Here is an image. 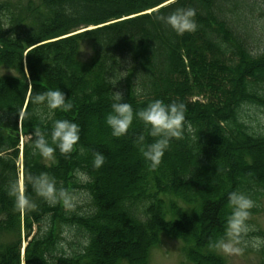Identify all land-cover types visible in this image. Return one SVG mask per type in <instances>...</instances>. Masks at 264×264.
<instances>
[{"label":"trees","instance_id":"obj_1","mask_svg":"<svg viewBox=\"0 0 264 264\" xmlns=\"http://www.w3.org/2000/svg\"><path fill=\"white\" fill-rule=\"evenodd\" d=\"M177 8L195 10V31L163 23ZM0 67L11 72L0 76V264H150L162 235L182 244L187 264H225L214 245L228 194L249 197V215L264 199V133L252 131L249 111L264 119V0L1 2ZM56 88L72 107L41 118L31 97ZM112 91L133 109L119 137L105 123ZM155 99L183 103L190 131L153 169L137 140L155 138L135 113ZM57 119L76 123L79 139L48 160L34 131L51 144ZM40 174L85 194V208L39 196L29 178ZM13 183L34 207L17 208ZM259 254L264 264V245Z\"/></svg>","mask_w":264,"mask_h":264},{"label":"clouds","instance_id":"obj_2","mask_svg":"<svg viewBox=\"0 0 264 264\" xmlns=\"http://www.w3.org/2000/svg\"><path fill=\"white\" fill-rule=\"evenodd\" d=\"M195 10L192 8H177L167 16L161 17L163 23L177 35L185 32H193L197 28ZM84 51V50H83ZM113 82V87L116 85ZM139 93L141 89L136 88ZM111 110L105 116V123L112 130V135L119 137L124 135L133 120V109L129 103L124 101L120 91H112ZM31 102L37 106L36 112L43 118V110L47 115L54 114V110L67 111L71 109V102L67 101L64 92L59 88L37 92L31 97ZM185 105L172 102L165 104L159 99L150 101L142 110L135 113L137 119L142 121L149 129V135L155 139L151 143L145 142L143 135L138 137L139 151L151 168L155 169L161 161V157L169 146L172 138H180L185 130L190 131V126L185 119ZM34 150L43 158L51 160L55 150L60 153H69L79 139V126L69 120L57 119L53 121L50 130V140L39 130L34 131ZM55 145V148L52 146ZM104 156L95 154L93 164L95 167L102 165ZM79 176L83 174L78 173ZM35 192L50 204L63 199L66 205H71L72 196L62 188L57 189L54 181L46 174L30 177ZM9 194L15 196V203L21 211L30 209L34 205L23 195L22 189L15 183L10 185ZM228 202L232 208L231 215L226 221L224 236L215 242V247L227 254L239 255L243 236L250 230L246 223L249 218V209L253 207V201L240 192H230ZM247 243V242H244ZM264 245V238L254 237L251 241L253 248Z\"/></svg>","mask_w":264,"mask_h":264},{"label":"rangeland","instance_id":"obj_3","mask_svg":"<svg viewBox=\"0 0 264 264\" xmlns=\"http://www.w3.org/2000/svg\"><path fill=\"white\" fill-rule=\"evenodd\" d=\"M29 1L37 4L39 0H0L1 2H11L16 4L26 5ZM84 50V51H83ZM92 52L90 44L88 42H82L80 48V59L87 61L91 58ZM11 72L0 67V76L8 75ZM253 119L250 122L252 131L258 134L264 133V119L258 110L249 109ZM72 202L75 205L85 208L87 205V199L85 194L79 192L72 197ZM257 213L249 215L246 223L250 226V230L243 236L240 247L242 252L239 255L227 254L218 250V254L221 255L225 261V264H259L260 263V246L259 248H253L251 241L254 237L264 238V199L260 200L257 204ZM247 242V243H244ZM150 264H187L182 254V244L174 239L162 235L160 245L154 249L150 255Z\"/></svg>","mask_w":264,"mask_h":264}]
</instances>
